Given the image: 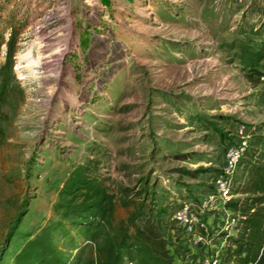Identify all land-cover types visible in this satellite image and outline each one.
Returning a JSON list of instances; mask_svg holds the SVG:
<instances>
[{
  "label": "rangeland",
  "instance_id": "rangeland-1",
  "mask_svg": "<svg viewBox=\"0 0 264 264\" xmlns=\"http://www.w3.org/2000/svg\"><path fill=\"white\" fill-rule=\"evenodd\" d=\"M261 53L264 0H0V264L38 237L90 264L108 219L142 231L161 264H199L209 247L173 215L185 199L211 250L227 247L244 217L232 203L259 193L250 167H264ZM240 128L249 150L221 197ZM109 197L89 223L85 205Z\"/></svg>",
  "mask_w": 264,
  "mask_h": 264
},
{
  "label": "trees",
  "instance_id": "trees-1",
  "mask_svg": "<svg viewBox=\"0 0 264 264\" xmlns=\"http://www.w3.org/2000/svg\"><path fill=\"white\" fill-rule=\"evenodd\" d=\"M259 58L264 59V53H261ZM250 174L252 176L251 186L248 190L253 188L259 193L247 197L244 204L232 203V206L239 209L244 217L241 219L240 235H228L227 250L237 257L239 264L252 262L262 264L264 263V167L259 165L254 168L252 165ZM109 198L106 206L103 205V200L91 201L85 205L87 213L83 216L90 217L89 223H94L92 216L95 215L102 219L107 218L110 211L113 210L111 197ZM77 222L82 223L83 221ZM107 224L109 225V244L104 251H101V247L98 248L100 253L91 259L90 264H130L134 261L136 264L162 263V259L152 251L142 231L136 230L135 233H131L130 225L122 220L118 224H114L112 220L108 219ZM103 230L95 231L89 240L98 239ZM38 241L39 237L31 239L28 246L19 252L18 263L34 264L36 260L43 258L47 264H70L68 259L59 254V251L51 243L41 246ZM233 244L236 245L235 248H232Z\"/></svg>",
  "mask_w": 264,
  "mask_h": 264
},
{
  "label": "built area",
  "instance_id": "built-area-1",
  "mask_svg": "<svg viewBox=\"0 0 264 264\" xmlns=\"http://www.w3.org/2000/svg\"><path fill=\"white\" fill-rule=\"evenodd\" d=\"M243 134V129L240 128L239 133L234 134L226 143L225 164L215 180L217 193L221 197L233 195L234 176L247 152L250 140V136ZM173 215L177 225L194 244L209 247L210 251L204 253L199 264H237L236 257L228 252L225 242L219 248L211 250L213 236L208 232V221L203 218L200 208L196 207L194 201L183 200L176 207Z\"/></svg>",
  "mask_w": 264,
  "mask_h": 264
},
{
  "label": "crops",
  "instance_id": "crops-1",
  "mask_svg": "<svg viewBox=\"0 0 264 264\" xmlns=\"http://www.w3.org/2000/svg\"><path fill=\"white\" fill-rule=\"evenodd\" d=\"M251 134V133H250ZM249 134V135H250ZM223 145H224V147H225V150H224V153H223V155H224V161L226 160V156H225V154H226V144H224L223 143ZM223 147H221V146H218V148H217V153L220 155V150L222 149Z\"/></svg>",
  "mask_w": 264,
  "mask_h": 264
}]
</instances>
